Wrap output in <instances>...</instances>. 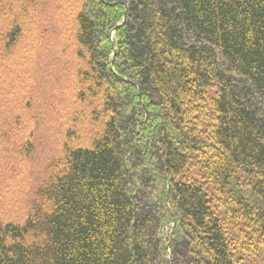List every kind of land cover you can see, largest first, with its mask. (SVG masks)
<instances>
[{"label": "trees", "instance_id": "obj_1", "mask_svg": "<svg viewBox=\"0 0 264 264\" xmlns=\"http://www.w3.org/2000/svg\"><path fill=\"white\" fill-rule=\"evenodd\" d=\"M0 62V264L264 240V0H0Z\"/></svg>", "mask_w": 264, "mask_h": 264}, {"label": "rangeland", "instance_id": "obj_2", "mask_svg": "<svg viewBox=\"0 0 264 264\" xmlns=\"http://www.w3.org/2000/svg\"><path fill=\"white\" fill-rule=\"evenodd\" d=\"M7 75V67L4 66L1 62H0V81L5 80V76ZM1 85V83H0ZM6 143H3L0 145V188L2 187V185L4 183L7 182V146H4ZM16 192H12L11 193V197L15 198L16 196ZM17 196H19V193L17 192ZM214 198V197H213ZM216 201H222L221 199H219L218 197H215ZM9 202V201H8ZM12 208H14L12 206ZM10 209L8 211L7 214V210H5L4 212L10 216V215H14L13 213V209ZM224 208V207H223ZM222 209V208H221ZM231 223V221H230ZM242 225V224H241ZM256 231V229H254ZM252 240V238H251ZM250 256H244V261L246 262V264H264L263 260H264V240L260 241L258 239L256 240H252L250 241Z\"/></svg>", "mask_w": 264, "mask_h": 264}]
</instances>
